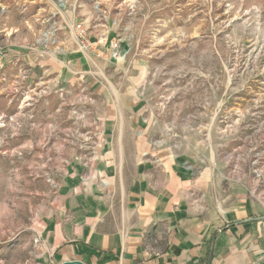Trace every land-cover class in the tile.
Here are the masks:
<instances>
[{"label":"rangeland","instance_id":"rangeland-1","mask_svg":"<svg viewBox=\"0 0 264 264\" xmlns=\"http://www.w3.org/2000/svg\"><path fill=\"white\" fill-rule=\"evenodd\" d=\"M96 3L107 20L92 18L103 17ZM61 14L87 19L86 51ZM48 29L58 44L43 41ZM73 52L88 62L59 87L53 74L69 73L59 63ZM106 99L125 107L118 119L145 123L138 134L169 123L170 146L189 165L214 154L264 209V0H0V264L41 263L47 200L69 153L90 151L101 134Z\"/></svg>","mask_w":264,"mask_h":264},{"label":"crops","instance_id":"crops-1","mask_svg":"<svg viewBox=\"0 0 264 264\" xmlns=\"http://www.w3.org/2000/svg\"><path fill=\"white\" fill-rule=\"evenodd\" d=\"M75 54L59 63L69 73L53 74L59 87L75 79L72 66L88 62ZM105 101L98 102L107 121L101 134L89 138L90 151L69 153L47 200L39 264H264V209L211 163L214 154L199 168L189 165L170 146L169 123H148L150 134H138L145 123H125L116 115L125 107ZM153 138L165 142L155 147ZM51 144L60 149L61 140Z\"/></svg>","mask_w":264,"mask_h":264},{"label":"built area","instance_id":"built-area-1","mask_svg":"<svg viewBox=\"0 0 264 264\" xmlns=\"http://www.w3.org/2000/svg\"><path fill=\"white\" fill-rule=\"evenodd\" d=\"M59 1L63 2L64 0H59ZM94 8L96 9L97 12H101L103 17L101 18V16H97V17L93 16L92 18L97 19L99 17L100 20H107L108 16H107L106 13L104 14V11L101 8L99 3H96ZM64 19H66V17L63 14H61V25H60L61 28H63V27L68 28V30L71 33L72 37L75 38L74 44L76 45V49H79V50H81L83 52L86 51V49H88L87 47L89 46V43H90V41L86 40V23H87V19L80 18V19L74 20L73 22H66ZM44 37H46L47 40H43V41H45L47 43H53V44H58L59 43V40L56 37V33H55L54 29H48L44 33ZM120 58L121 57L118 56L115 59L117 61Z\"/></svg>","mask_w":264,"mask_h":264},{"label":"water","instance_id":"water-1","mask_svg":"<svg viewBox=\"0 0 264 264\" xmlns=\"http://www.w3.org/2000/svg\"><path fill=\"white\" fill-rule=\"evenodd\" d=\"M62 264H87V263L80 261V260H69V261L63 262Z\"/></svg>","mask_w":264,"mask_h":264}]
</instances>
